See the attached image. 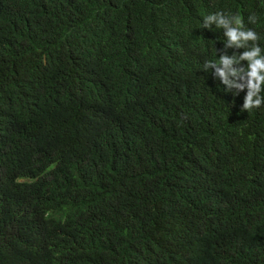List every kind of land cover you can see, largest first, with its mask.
<instances>
[{
    "label": "trees",
    "instance_id": "16d2710c",
    "mask_svg": "<svg viewBox=\"0 0 264 264\" xmlns=\"http://www.w3.org/2000/svg\"><path fill=\"white\" fill-rule=\"evenodd\" d=\"M218 11L264 48V0H0V264H264V107L204 70Z\"/></svg>",
    "mask_w": 264,
    "mask_h": 264
},
{
    "label": "clouds",
    "instance_id": "9594fccd",
    "mask_svg": "<svg viewBox=\"0 0 264 264\" xmlns=\"http://www.w3.org/2000/svg\"><path fill=\"white\" fill-rule=\"evenodd\" d=\"M248 22L255 24L256 15H250ZM212 26L223 30L225 40L223 49H216L219 58L205 61L204 70H211L233 96L246 91L242 112L264 107V48L259 46L260 35L245 26L239 13L218 11L204 16L202 28L210 30ZM229 49L243 51L229 55Z\"/></svg>",
    "mask_w": 264,
    "mask_h": 264
}]
</instances>
